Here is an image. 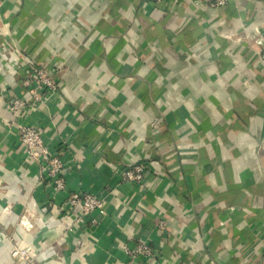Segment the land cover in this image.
Listing matches in <instances>:
<instances>
[{"label":"crops","instance_id":"0c3cea01","mask_svg":"<svg viewBox=\"0 0 264 264\" xmlns=\"http://www.w3.org/2000/svg\"><path fill=\"white\" fill-rule=\"evenodd\" d=\"M228 1L0 0V264H264V0ZM32 65L58 88L19 122L61 149L58 191L9 125ZM75 191L103 212L70 233Z\"/></svg>","mask_w":264,"mask_h":264},{"label":"built area","instance_id":"2783aa9c","mask_svg":"<svg viewBox=\"0 0 264 264\" xmlns=\"http://www.w3.org/2000/svg\"><path fill=\"white\" fill-rule=\"evenodd\" d=\"M191 1L213 8L225 7L229 2L228 0ZM11 48H8L3 53V56L6 59V66L13 69L19 67V59L17 60L14 55L16 52L15 47L12 46ZM58 70L59 66L55 63L51 67V72L53 74ZM24 75L25 77L21 82L23 92L13 98L8 105V111L12 114L14 120H18V124L15 125L13 120L9 125L11 128H14L17 140L24 146L26 154L34 162L41 164V171L47 177L50 188L54 191L62 190L64 188V176L62 175L64 163L60 157L61 149L49 148L48 145L44 144L42 130L39 127L24 125L19 122L20 119L26 116L28 108L38 107L49 100L50 96L57 91V82L55 77L47 72V70L35 65L30 66L29 70L24 71ZM147 168V163L142 162L131 166H122L118 173L122 179L130 182L139 190H143L145 188L144 179ZM68 210H77L76 223L67 229L70 233H73L76 232L75 228L77 225L84 226V216L90 215L92 211L103 212V204L102 200L98 197H94L83 191H75L67 197L64 205L57 212L61 213L63 211L66 213ZM39 215V218L43 216V214ZM19 223L26 228L30 226L23 216L19 218ZM158 226L163 229L164 223L160 221ZM123 249L126 254L134 257H145L151 253L148 242H138L132 248L125 245ZM25 254L26 251L24 249L17 247L11 251L12 257H15L18 262L25 260Z\"/></svg>","mask_w":264,"mask_h":264}]
</instances>
